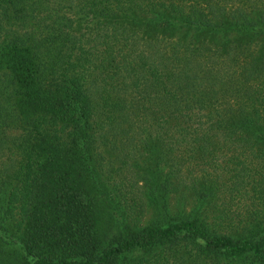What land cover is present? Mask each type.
<instances>
[{
  "label": "trees",
  "instance_id": "1",
  "mask_svg": "<svg viewBox=\"0 0 264 264\" xmlns=\"http://www.w3.org/2000/svg\"><path fill=\"white\" fill-rule=\"evenodd\" d=\"M0 264H264V0H0Z\"/></svg>",
  "mask_w": 264,
  "mask_h": 264
}]
</instances>
